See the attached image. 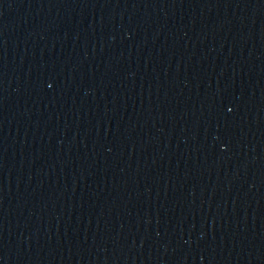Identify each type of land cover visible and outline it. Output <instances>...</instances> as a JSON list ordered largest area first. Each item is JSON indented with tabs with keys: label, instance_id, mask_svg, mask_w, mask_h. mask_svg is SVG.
<instances>
[{
	"label": "water",
	"instance_id": "water-1",
	"mask_svg": "<svg viewBox=\"0 0 264 264\" xmlns=\"http://www.w3.org/2000/svg\"><path fill=\"white\" fill-rule=\"evenodd\" d=\"M0 264H264V0H0Z\"/></svg>",
	"mask_w": 264,
	"mask_h": 264
}]
</instances>
